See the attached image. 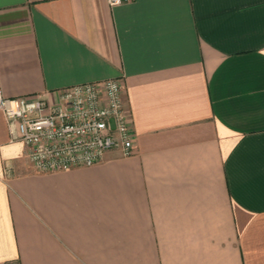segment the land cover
<instances>
[{"label": "crops", "instance_id": "crops-1", "mask_svg": "<svg viewBox=\"0 0 264 264\" xmlns=\"http://www.w3.org/2000/svg\"><path fill=\"white\" fill-rule=\"evenodd\" d=\"M109 78L130 156L39 172L0 111V264H264V0H0L6 96Z\"/></svg>", "mask_w": 264, "mask_h": 264}, {"label": "built area", "instance_id": "built-area-1", "mask_svg": "<svg viewBox=\"0 0 264 264\" xmlns=\"http://www.w3.org/2000/svg\"><path fill=\"white\" fill-rule=\"evenodd\" d=\"M118 5L130 0H108ZM44 95L9 97L0 82V111L12 141L27 148L39 172H58L102 162L109 149L136 153L135 134L123 98V79L85 82Z\"/></svg>", "mask_w": 264, "mask_h": 264}]
</instances>
